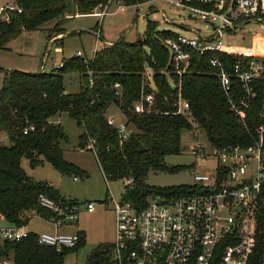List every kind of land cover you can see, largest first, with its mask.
Segmentation results:
<instances>
[{
    "label": "trees",
    "instance_id": "16d2710c",
    "mask_svg": "<svg viewBox=\"0 0 264 264\" xmlns=\"http://www.w3.org/2000/svg\"><path fill=\"white\" fill-rule=\"evenodd\" d=\"M23 14L1 28L0 49L24 31H37L51 21H64L74 5L78 14L91 15L109 0H17ZM129 6L151 0H124ZM72 4V5H71ZM73 12V11H72ZM57 27V25H56ZM53 29V33L57 29ZM62 31V29H59ZM64 33V32H63ZM62 34V33H60ZM167 38L176 39L171 30H159V24L148 22L143 40L126 42L124 39L105 45L92 60L74 56L64 61L61 68L50 73L11 71L0 90V131L7 132L8 146L0 145V214L11 224L28 226L38 216L49 220L54 214L42 207L40 195L61 203L68 201L45 183L31 179L22 168V160L31 167L51 164L62 174L72 176L83 172L64 158L62 143L68 136L55 117L67 113L83 129L80 148H94L106 181L125 180L123 200L147 204L151 196L170 195L191 188L156 189L147 185L151 171L170 169L165 159L182 152L184 131L202 130L211 145L248 144V133L231 112L217 70L211 60L219 58L231 75L237 97L238 84L232 76L235 56L224 53L192 52L190 67L180 77L170 67V54L164 46ZM53 39L50 32V41ZM147 69L154 73L152 90L146 77ZM172 72L167 76L164 72ZM80 75L81 89L71 94L66 91L64 76ZM147 81V83H146ZM171 82V83H170ZM120 85L117 89L116 85ZM257 99L248 112L251 131L258 124V111L264 103V76L256 80ZM154 94V103L136 106L143 96ZM181 98L189 104L184 114H177L176 103ZM111 105H117L133 134L123 144L117 130L106 116ZM27 126L34 131L24 134ZM90 151V150H89ZM78 246L62 253L38 243L37 233L15 243H6L0 259L13 257V264H64L68 253L77 251L85 243L83 232ZM257 247L250 264H264V211L257 221ZM112 244L96 249L88 264H106L110 261Z\"/></svg>",
    "mask_w": 264,
    "mask_h": 264
},
{
    "label": "built area",
    "instance_id": "2783aa9c",
    "mask_svg": "<svg viewBox=\"0 0 264 264\" xmlns=\"http://www.w3.org/2000/svg\"><path fill=\"white\" fill-rule=\"evenodd\" d=\"M152 1L155 0L129 6L124 0H109L91 15L103 19L128 7L138 8ZM159 1L185 12L192 19L204 20L212 27L209 33L183 28L197 35L188 38L176 33V39L164 42L170 54L169 67L177 75L181 77L190 67L192 52L236 57L232 76L238 84L239 97L224 63L215 57L211 64L218 72L230 110L247 131L249 140L248 144L211 145L209 152L199 146L191 147L197 158L203 161L214 158L217 166L213 170L194 168L196 183L188 191L154 196L155 200L144 206L123 199L109 201L115 216V241L106 264H250L257 247L258 217L264 211V103L258 111V124L253 131L249 129L248 112L257 99L255 82L264 76V32L252 34L247 45H233L231 39L248 25H258L264 31V0ZM113 3L117 8L109 12ZM151 13H154L152 7L143 16L148 17ZM21 14L23 8L17 0L0 4V31ZM162 17L167 24L183 26L179 23L180 16L171 18L163 12ZM97 33L100 39L101 33L98 30ZM77 57H83L82 52H78ZM54 66L61 68L63 62L55 61ZM165 73L168 76V69ZM149 76L148 82L155 91L153 78ZM119 87L118 84L115 86ZM154 94L143 96L136 106L138 112H144L145 104L153 105ZM176 107L177 114H184L189 104L180 95ZM108 122L117 130L121 144L133 134L126 123L116 125L114 119H108ZM30 131H34L33 126H27L24 134ZM94 144L91 140L89 150L96 154ZM39 201L54 214L47 221L55 233L37 234L38 243L57 252L76 248L80 235L59 231L77 224L81 211L94 213L97 203L71 200L56 203L45 195H40ZM27 227L11 224L0 214V252L6 243L29 238L32 232ZM0 264H13V257L1 258Z\"/></svg>",
    "mask_w": 264,
    "mask_h": 264
},
{
    "label": "rangeland",
    "instance_id": "374dc122",
    "mask_svg": "<svg viewBox=\"0 0 264 264\" xmlns=\"http://www.w3.org/2000/svg\"><path fill=\"white\" fill-rule=\"evenodd\" d=\"M6 2L7 0H0V4ZM150 7L153 8L154 13L144 17L143 14L149 11ZM116 8V4L113 3L109 12H113ZM71 9L73 12L71 11L65 18L66 20L48 22L37 31H24L3 49H0V90L7 74L11 71L36 73L41 72L43 68V72L50 73L57 69L54 66L55 61L60 64L77 56L78 52H82L83 58L90 61L97 51L105 47L107 42L114 44L123 39L126 42L143 40L148 22L158 23L159 30H171L188 38H193L197 34L185 30L186 28L201 30L205 33L212 30L211 25L204 20L192 19L185 12L169 8L165 2L159 0L138 8L128 7L118 13L107 15L103 19L96 15L75 17L78 12L74 5ZM163 12L171 18L180 16L179 23L184 27L165 23L162 17ZM55 27L57 31L53 33ZM97 30L101 33L100 39ZM50 32L53 36L51 41ZM256 32L263 33L264 31L258 25H248L235 38L231 39V44L247 45L252 39V34ZM57 48H60V51H56ZM47 54L48 58L46 59L45 55ZM171 73L169 72L168 76ZM149 75L153 78L154 73L151 69H147L146 77L148 78ZM80 82V75L64 76L65 88L68 93H78L81 89ZM106 116L108 119H114L116 125L126 123V118L117 105H111ZM55 120L60 122L68 136V141L62 143L65 160L82 170L83 173L68 176L59 172L49 163L33 168L26 158L22 160V168L31 179L53 187L66 200L97 203L94 213L89 214L81 211L78 225L66 226L59 231L67 234L80 231L85 236L84 245L77 251L68 253L64 264H88L90 256L96 249L115 241V216L109 206V201L112 199L119 201L123 198L126 182L125 180L112 183L106 181L94 153L87 149L82 150L79 146L83 129L78 126L76 120L67 113L56 116ZM9 144L7 132L1 130L0 145L8 146ZM181 145L182 152L180 154L169 155L165 159V163L170 169L176 168L177 170L151 171L146 180L148 186L156 189L193 188L196 183L194 168L197 166L208 167L210 170L216 168L217 162L214 158L203 161L190 150L194 146L202 147L207 152L212 149L206 134L196 128V125L193 131L183 132ZM154 200V196H151L147 202ZM27 229L37 234L55 233L54 227L47 220L38 216L31 220Z\"/></svg>",
    "mask_w": 264,
    "mask_h": 264
},
{
    "label": "crops",
    "instance_id": "0c3cea01",
    "mask_svg": "<svg viewBox=\"0 0 264 264\" xmlns=\"http://www.w3.org/2000/svg\"><path fill=\"white\" fill-rule=\"evenodd\" d=\"M80 17H81V15H80ZM107 43H111V42H107ZM110 206V205H109ZM79 223V222H78ZM78 223L77 224H75V225H78ZM74 226V225H73ZM80 231H77L76 233H79ZM73 234H75V233H73Z\"/></svg>",
    "mask_w": 264,
    "mask_h": 264
}]
</instances>
